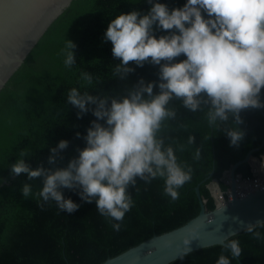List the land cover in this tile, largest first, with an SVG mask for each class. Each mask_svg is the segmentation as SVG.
Masks as SVG:
<instances>
[{"label": "trees", "instance_id": "16d2710c", "mask_svg": "<svg viewBox=\"0 0 264 264\" xmlns=\"http://www.w3.org/2000/svg\"><path fill=\"white\" fill-rule=\"evenodd\" d=\"M164 3L169 10L182 8L187 0H153ZM147 0H74L72 5L54 22L37 46L27 56L17 73L0 94V264H103L130 248L175 230L200 213L196 188L200 187L206 211L215 207L211 194L212 181L219 182L221 192L224 174L246 154L261 145L264 139V107L242 110L239 128L244 137L238 146H230L226 128H235L234 122H217L214 127L207 120V108L196 113L182 106V101H171L177 109L175 119L165 122L162 135L165 144H171L178 161L191 166L192 178L178 189L179 199L173 201L164 194L161 178L129 188L133 207L123 221L102 216L95 201L87 203L79 189H61L65 199L80 205L73 213L62 212L54 201L45 203L36 195L43 187V177L28 180L27 174L15 176L11 165L24 157L32 169L65 168L70 160L78 158L86 147L84 137L91 122L96 119L91 111L78 118L79 109L68 103L67 94L72 88L81 94L109 95L120 98L142 79L155 82L154 94L159 93V65L145 63L143 67L130 64L134 69L127 79L113 75L119 60L113 58L112 44L104 36L109 23L118 15L138 11L149 12ZM207 18L206 13H202ZM154 26V35H168ZM72 41L76 63L66 67L63 50L66 41ZM186 59L181 55L173 62ZM93 77L91 85L81 78L82 73ZM264 103V89L260 94ZM110 103V102H109ZM94 108V105H89ZM234 119V118H233ZM104 123V121H99ZM79 133V136H77ZM195 137L189 144L188 137ZM61 140L68 147L60 150L53 164L49 163L51 149ZM183 146L180 151L179 147ZM197 148L201 157L194 159ZM264 155V148L253 154L254 159ZM237 174L251 176V165L245 163ZM32 185V194L24 198L22 186ZM41 207H39V205ZM120 223V230L113 224ZM256 239L246 231L231 237L239 241L240 257L233 258L223 246H212L194 251L171 264H216L220 255L227 256L232 264H264V227ZM240 259V261H239Z\"/></svg>", "mask_w": 264, "mask_h": 264}, {"label": "clouds", "instance_id": "9594fccd", "mask_svg": "<svg viewBox=\"0 0 264 264\" xmlns=\"http://www.w3.org/2000/svg\"><path fill=\"white\" fill-rule=\"evenodd\" d=\"M147 2L151 5L147 14L132 11L113 19L104 39L111 42L113 58L120 61L113 75L121 80L134 71L130 64L159 65V93L154 94L155 82L142 79L120 98L81 94L72 88L67 101L79 109L78 118L89 111L96 117L87 129L86 147L79 151L78 158L70 160L65 168L32 169L23 149L10 166L15 176L27 174L28 180L43 177V187L36 195L45 203L54 201L62 212L73 213L80 205L65 199L61 189H79L83 201H95L100 215L123 221L133 207L128 190L135 188L137 179L149 183L161 178L164 194L173 201L179 199L178 189L191 180L193 169L178 161L176 150L165 144L162 135L165 122L177 114V109L170 107L171 101H182V106L194 113L207 108V120L214 127L218 121L227 123L231 119L236 127L224 131L230 146H238L244 137L239 113L264 107L260 99L264 89V0H187L182 8L171 10L164 3ZM154 26L169 34L157 38ZM75 47L72 41H66V67L76 63ZM181 55L186 59L173 62ZM81 78L92 84L90 73H82ZM188 143L194 144L195 137L190 135ZM67 147L68 141L61 140L50 150L49 163H55L59 151ZM179 150H183L182 145ZM200 157L197 148L194 159ZM21 191L24 198H29L32 185L24 184ZM112 226L120 230V223ZM257 227H264V221L249 224L246 232L260 239ZM193 238H184L181 257L190 253L187 246ZM225 240L224 247L231 256L240 257L239 241ZM216 264L232 262L222 254Z\"/></svg>", "mask_w": 264, "mask_h": 264}, {"label": "water", "instance_id": "95a60500", "mask_svg": "<svg viewBox=\"0 0 264 264\" xmlns=\"http://www.w3.org/2000/svg\"><path fill=\"white\" fill-rule=\"evenodd\" d=\"M73 1L0 0V94L30 52ZM263 148L264 139L259 147L250 150L245 158L226 172L232 182L231 203L206 211L205 201L200 194L204 180L195 190L200 201V213L197 217L175 230L156 235L103 264H171L184 257L180 254L184 251L185 237H196L187 246L191 249L190 253L212 246L224 247L225 239L229 240L246 231L249 224L264 221V189L239 200L236 198L235 182L237 169L255 160L253 154ZM213 185L221 193L219 182L212 181L210 188ZM240 263L243 264L241 261Z\"/></svg>", "mask_w": 264, "mask_h": 264}, {"label": "built area", "instance_id": "2783aa9c", "mask_svg": "<svg viewBox=\"0 0 264 264\" xmlns=\"http://www.w3.org/2000/svg\"><path fill=\"white\" fill-rule=\"evenodd\" d=\"M250 165L252 173L251 176L236 174V198L239 200L264 189V157L253 160ZM222 181L227 187L225 192L219 193L217 190H211L214 205L216 207L220 205L226 206L228 203L233 201L230 175L225 173Z\"/></svg>", "mask_w": 264, "mask_h": 264}, {"label": "crops", "instance_id": "0c3cea01", "mask_svg": "<svg viewBox=\"0 0 264 264\" xmlns=\"http://www.w3.org/2000/svg\"><path fill=\"white\" fill-rule=\"evenodd\" d=\"M211 190H212V191H215V190H216V187L213 185V186L211 187Z\"/></svg>", "mask_w": 264, "mask_h": 264}]
</instances>
